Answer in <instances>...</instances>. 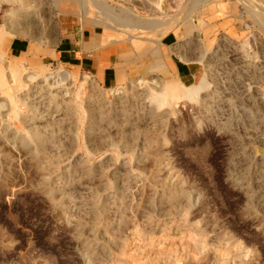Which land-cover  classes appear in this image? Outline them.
I'll return each instance as SVG.
<instances>
[{"label":"rangeland","instance_id":"obj_1","mask_svg":"<svg viewBox=\"0 0 264 264\" xmlns=\"http://www.w3.org/2000/svg\"><path fill=\"white\" fill-rule=\"evenodd\" d=\"M85 25L111 86L56 56ZM3 35L0 264H264V0H0Z\"/></svg>","mask_w":264,"mask_h":264},{"label":"crops","instance_id":"obj_2","mask_svg":"<svg viewBox=\"0 0 264 264\" xmlns=\"http://www.w3.org/2000/svg\"><path fill=\"white\" fill-rule=\"evenodd\" d=\"M98 28L95 25L73 26L67 30L56 56L65 64L85 68L111 86L117 83L121 74L118 57L122 50L115 43H107ZM12 47L16 54L22 53L25 48L20 42H13Z\"/></svg>","mask_w":264,"mask_h":264},{"label":"bare ground","instance_id":"obj_3","mask_svg":"<svg viewBox=\"0 0 264 264\" xmlns=\"http://www.w3.org/2000/svg\"><path fill=\"white\" fill-rule=\"evenodd\" d=\"M252 2V1H251ZM101 10H103V11H105V15H106V18L107 19H109V18H113L112 17V15L111 14H109V12L107 11V9H106V7L102 4V3H98V5H97ZM257 9V8H256ZM254 11V10H253ZM115 19V18H114ZM125 21L127 22V23H129V24H131V23H133L134 21H133V19L131 18V16H129V15H126L125 16ZM124 21V22H125ZM123 22V21H122ZM123 22V23H124ZM2 43H3V39L1 38V40H0V47H1V45H2ZM0 55L2 56L3 55V53L2 52H0ZM63 80V79H62ZM174 95V94H173Z\"/></svg>","mask_w":264,"mask_h":264}]
</instances>
